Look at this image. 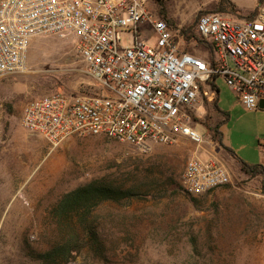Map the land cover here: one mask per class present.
Segmentation results:
<instances>
[{
	"label": "rangeland",
	"instance_id": "374dc122",
	"mask_svg": "<svg viewBox=\"0 0 264 264\" xmlns=\"http://www.w3.org/2000/svg\"><path fill=\"white\" fill-rule=\"evenodd\" d=\"M221 1L151 0L150 8L158 16L168 10L173 28L184 30L195 27L202 12H219ZM230 1L241 12L219 13L247 19L258 10L257 0ZM185 47L210 55L196 41ZM28 66L24 75L0 78V264H54L44 257L61 238L53 208L94 180L123 191L93 212L102 245L85 248L70 264H264L262 177L249 178L238 164L217 158L231 174L229 186L195 196L182 187L192 156L212 158L217 147L228 153L209 132L223 119L214 104L196 122L207 138L201 146L180 138L145 152L106 137H74L52 149L22 127L27 102L55 92L97 91L71 36L36 37ZM216 85L218 107L229 115L221 127L228 147L240 160L256 161L264 148V110H247L222 78Z\"/></svg>",
	"mask_w": 264,
	"mask_h": 264
},
{
	"label": "built area",
	"instance_id": "2783aa9c",
	"mask_svg": "<svg viewBox=\"0 0 264 264\" xmlns=\"http://www.w3.org/2000/svg\"><path fill=\"white\" fill-rule=\"evenodd\" d=\"M151 0H0V78L28 73L38 36L73 37L94 94L55 92L27 102L22 127L56 149L70 138L106 137L142 151L188 138L207 142L200 113L217 99L222 78L249 111L264 101V4L255 19L204 13L198 36L207 58L186 49ZM155 40L152 41L151 37ZM231 182L216 157L192 156L182 175L189 195Z\"/></svg>",
	"mask_w": 264,
	"mask_h": 264
},
{
	"label": "trees",
	"instance_id": "16d2710c",
	"mask_svg": "<svg viewBox=\"0 0 264 264\" xmlns=\"http://www.w3.org/2000/svg\"><path fill=\"white\" fill-rule=\"evenodd\" d=\"M264 4V0H258V10L250 13L247 19H255L259 8ZM219 12L240 13L241 10L230 0H222L217 8ZM211 12V13H219ZM208 13V12H204ZM203 12L199 17L204 14ZM168 10L160 13V18L166 20L173 26V20L169 18ZM159 15V14H158ZM198 17V18H199ZM198 21V19H197ZM196 21V23H197ZM195 27H188L184 29L187 42L196 41L197 46H204L212 50L210 44L202 40L196 35ZM215 111H218L216 102L214 103ZM223 119L214 126L209 127V132L213 135V140L223 149L227 150L234 156V158L241 164V171L249 178L262 177V186L264 189V166L261 164L251 165L240 160L235 153L224 146L223 134L221 127L228 119L229 115L221 112ZM226 186H229L226 185ZM121 189L107 184L101 180H94L91 183L81 186L74 191L65 194L60 201L53 208V216L57 219L59 225L58 231L61 235L58 243L47 252L44 257L54 264H70L81 254V252L88 247H95L102 245L97 221H92L94 210L101 204L107 201L118 199L121 194ZM140 196L138 194H129V197ZM68 236V238H66ZM77 237L74 238V237ZM69 239V240H68ZM60 258L59 260H57Z\"/></svg>",
	"mask_w": 264,
	"mask_h": 264
},
{
	"label": "crops",
	"instance_id": "0c3cea01",
	"mask_svg": "<svg viewBox=\"0 0 264 264\" xmlns=\"http://www.w3.org/2000/svg\"><path fill=\"white\" fill-rule=\"evenodd\" d=\"M257 2H258V0H257ZM217 99H216V107H217V109H218V111H216V113H215V116L218 114L219 115V117L220 116H222V114H221V109H219V107H218V105H220V104H222V101H221V99H220V89L218 88V93H217ZM208 107V106H207ZM206 107V108H207ZM206 108H205V111H206ZM204 111V112H205ZM203 112V113H204ZM217 117V116H216ZM218 118V117H217ZM221 132H222V128H221ZM222 134H223V132H222ZM223 144H224V146L225 147H227V148H229V149H231L230 147H228V143H226V141H225V137H224V134H223ZM262 146L264 147V143L262 144ZM215 150H214V155L212 154V153H209V154H211L212 156H214V157H216V158H224V160H226L228 163H230V164H238L240 167H241V164L239 163V162H237V160L234 158V156H232V154L231 153H226V154H223V152H222V150L221 149H219L218 147L217 148H214ZM204 157H206V158H208V156L207 155H205L204 154ZM245 160V162L246 163H248V164H251V165H255V164H261V165H263L264 166V148L263 149H260L259 151H258V155H257V159H256V161H252V160H250V159H247L246 157H243Z\"/></svg>",
	"mask_w": 264,
	"mask_h": 264
},
{
	"label": "water",
	"instance_id": "95a60500",
	"mask_svg": "<svg viewBox=\"0 0 264 264\" xmlns=\"http://www.w3.org/2000/svg\"><path fill=\"white\" fill-rule=\"evenodd\" d=\"M260 108H261L262 110H264V101L261 102V104H260Z\"/></svg>",
	"mask_w": 264,
	"mask_h": 264
}]
</instances>
